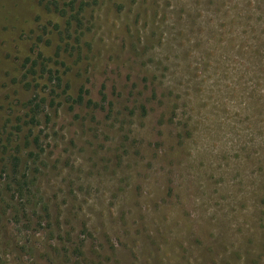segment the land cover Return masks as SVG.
Instances as JSON below:
<instances>
[{
  "label": "rangeland",
  "instance_id": "374dc122",
  "mask_svg": "<svg viewBox=\"0 0 264 264\" xmlns=\"http://www.w3.org/2000/svg\"><path fill=\"white\" fill-rule=\"evenodd\" d=\"M13 156L0 264H264V0H1Z\"/></svg>",
  "mask_w": 264,
  "mask_h": 264
},
{
  "label": "trees",
  "instance_id": "16d2710c",
  "mask_svg": "<svg viewBox=\"0 0 264 264\" xmlns=\"http://www.w3.org/2000/svg\"><path fill=\"white\" fill-rule=\"evenodd\" d=\"M70 5L73 8V10H76V2H72ZM49 6H51V3L47 5V8H50ZM53 6L55 7V10L58 13H60L62 15L66 14V12L62 13L63 11L60 10V8H59L60 6H59L58 2L54 1ZM85 10H86L85 7L83 8V6L80 5V11L76 12L74 15H71L70 20L68 22L69 26L82 27V19L79 18V16L81 15L82 12H85ZM79 99L82 100L83 97L80 96ZM19 162H20L19 157L13 156L12 157V165H13L12 170L8 171L7 163H4V165H3L5 168L4 174H6V177H5V179H2V181L0 182V205L3 204V202L8 203V201L5 198V195L8 191H11L13 188H15V190L19 194H24L25 187L22 185L23 183H21L22 179H18V177H17ZM9 208H10L9 205H7L4 213L8 214Z\"/></svg>",
  "mask_w": 264,
  "mask_h": 264
}]
</instances>
